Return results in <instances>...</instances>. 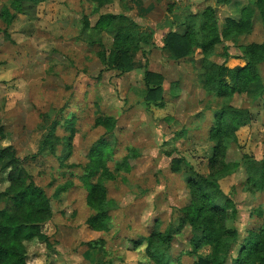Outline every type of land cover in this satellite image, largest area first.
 Masks as SVG:
<instances>
[{"label": "rangeland", "instance_id": "374dc122", "mask_svg": "<svg viewBox=\"0 0 264 264\" xmlns=\"http://www.w3.org/2000/svg\"><path fill=\"white\" fill-rule=\"evenodd\" d=\"M9 1L0 0V10ZM230 1L218 5L220 27L225 17L233 16L236 3L245 2ZM206 2L213 3L115 0L95 9L87 0H23L27 17H19L7 37L0 34V149L12 147L22 162V175L49 198L53 216L42 231L57 252L47 258L44 247H37L29 252L27 264H153L143 252L133 250L132 242L150 235L156 225L161 231L168 225L175 228L178 210L189 205L188 177L217 182L237 210L239 239L262 221L257 210L264 219V191L249 195L242 189L247 181L244 158H264V64L258 66L260 81L244 93L235 90L227 104L247 112L246 124L221 138L216 125L224 98L204 91L199 52L188 60L172 61L164 53L149 51L146 68L165 77L164 101L158 108L144 101L145 59L140 52L130 55L132 70L120 74L104 69L80 36L84 18L94 24L101 14L121 13L142 30L155 32L154 43L160 44L159 29L168 28L184 7L198 13ZM246 41L264 43L257 16ZM228 52L227 66L232 63L228 61L240 60L238 49L231 46ZM34 57L40 59L38 64L29 62ZM173 83L179 86L175 97L168 95ZM98 117H112L114 130L108 133ZM101 139L111 143L106 167L114 179L105 187L115 208L109 230L94 233L85 225L93 212L81 178L89 150ZM174 159L187 162L191 171L182 165L173 172ZM123 160L128 169L119 170L117 164ZM5 187L1 175L0 191ZM182 229L171 241L168 264H194L198 255L208 254V240L197 252L187 253L188 242L203 235L189 225ZM93 241L97 250H88L85 244Z\"/></svg>", "mask_w": 264, "mask_h": 264}, {"label": "trees", "instance_id": "16d2710c", "mask_svg": "<svg viewBox=\"0 0 264 264\" xmlns=\"http://www.w3.org/2000/svg\"><path fill=\"white\" fill-rule=\"evenodd\" d=\"M87 1L95 9H101L111 6L115 0ZM235 7L233 16L227 17L222 27L212 8L208 7L200 14L189 16L184 23L164 36L162 47L164 55L174 60H188L199 51L200 70L204 73V91L224 98L217 114L221 122L216 125L221 138L246 124L244 119L247 112L231 108L227 104L235 90L244 93L250 85L260 81L258 66L264 64V43L246 41L253 30V19L256 16L264 32V0H245L243 3L237 2ZM23 8V0H10L9 6L0 10V20L5 26L0 29V34L8 36L7 28L16 15L26 14ZM80 36L94 49L93 55L104 69L120 74L132 70L130 55L134 51H140L145 59L144 101L148 105L162 107L164 78L146 69L147 55L153 45V32L142 30L127 15L106 13L99 15L93 26L84 18ZM231 46L240 51L241 58L245 61L243 67H227L228 50ZM178 94V84H170L168 95L175 97ZM66 121L69 122L68 119ZM97 122L108 133L116 125L112 117H98ZM50 129L53 131L54 128ZM2 131L0 120V137ZM110 154L111 143L106 139L99 140L87 154L88 163L83 167L86 174L81 178L87 189V206L93 212L86 224L96 232L109 230L111 212L115 208L114 202L107 198L105 187L106 181L114 179L112 172L106 167ZM243 164L247 175L243 191L249 195L263 192L264 159L257 161L244 158ZM182 165L191 171V166L180 159L172 161L171 170L179 172ZM117 168L128 169V163L123 160L117 164ZM1 175L6 187L0 191V264H26L29 252L40 246L44 247L47 258L56 256L54 244L40 229L53 216L50 200L29 176L22 175V162L10 146L0 149ZM186 185L189 190V205L178 210L180 216L174 222L175 228L168 225L161 231L159 225H156L150 235L133 240V250L143 252L153 264H168L171 241L176 235L182 234L185 225H189L193 232L203 236L193 238V245L188 242L191 249L187 253L197 252L203 246V240L209 241L208 254L204 257L198 255L194 264H227L228 261L231 264H264V219L261 210H257V216L262 220L259 225L247 230L243 238L239 239L235 227L237 210L220 190L217 182L194 176L186 179ZM63 190L59 188L57 191ZM95 243H88L87 246L96 249L98 247Z\"/></svg>", "mask_w": 264, "mask_h": 264}, {"label": "crops", "instance_id": "0c3cea01", "mask_svg": "<svg viewBox=\"0 0 264 264\" xmlns=\"http://www.w3.org/2000/svg\"><path fill=\"white\" fill-rule=\"evenodd\" d=\"M211 1H213V3H211V2H209V3H207L206 2V4L204 5V7H203V9L200 11V12H198V13H201L204 9H206V8H212L214 11H215V14H216V11H217V9H218V5L219 4H221L222 3V0H211ZM171 5H173V6H175V1H172L171 3H170ZM217 4V5H216ZM167 5H168V3H167ZM168 7H169V5L167 6V8L166 9H168ZM148 9H145V10H151V8L152 7H147ZM198 13H195L194 11H192L191 9H187V8H185L184 7V9L183 10H181L180 12H178L177 14H176V16H174V19L172 20V23L171 24H169V27L168 28H163V29H159L158 31H157V34L156 35H158V37H160L161 38V40H160V44L158 43V44H155L154 43V34H155V32H153V39H152V43H153V45H152V47H151V49H153V52L155 53V52H157L158 51V54H163V51H162V47H163V38H164V36L169 32V31H171V30H174V29H176V27L179 25V24H181V23H184L185 21H186V19L189 17V16H191V15H195V14H198ZM19 17H22V18H26L27 17V14H18V15H16V17H15V19H14V21L12 22V24L7 28V32L9 33L10 32V28H11V26L13 25V23L16 21V20H18V18ZM216 17H217V15H216ZM227 17H225V19H226ZM257 18H258V16H257ZM225 19H224V21H225ZM259 19V18H258ZM97 20V19H96ZM218 20V19H217ZM224 21H223V23L221 24V27L224 25ZM259 22H260V20H259ZM174 23V24H173ZM261 23V22H260ZM2 25L4 26V24L2 23ZM94 24H90V26H93ZM4 28H5V26H4ZM59 29V28H58ZM145 31V30H144ZM57 37H58V35H57ZM60 44V43H59ZM150 49V50H151ZM138 52H140V51H138ZM196 52H199V51H196ZM141 53V52H140ZM150 53V52H149ZM239 53H240V51H239ZM52 60H56V59H54V58H52ZM170 60H174V59H170ZM242 60V61H241ZM39 61H40V59L39 58H36V57H34V58H32V59H30L29 60V62L30 63H36V64H38L39 63ZM174 61H181V60H174ZM229 63H231V66H227V67H231V69L232 68H235V67H243L244 65H245V61L241 58V53H240V60H237V61H228ZM147 69V68H146ZM199 69H200V67H199ZM148 71H150V72H153V73H157V74H160V75H162L163 76V74L161 73V72H159V71H151V70H149V69H147ZM163 78H164V81H165V77L163 76ZM264 145V144H263ZM262 159H264V158H262ZM49 222V221H48ZM46 224V223H45ZM44 224V225H45ZM43 225V226H44ZM87 227H88V225L87 224H85ZM42 226V227H43ZM42 227L40 228L41 229V232L42 233H44L43 231H42ZM89 228V227H88ZM89 230L90 231H92V232H94V233H97L96 231H93V230H91L90 228H89ZM45 234V233H44ZM46 235V234H45ZM94 242V241H93ZM88 243H91V242H87L85 245H86V247H87V249L88 250H97V249H90L88 246H87V244ZM88 250H86V251H88ZM28 257L29 256H27L26 257V264H27V259H28Z\"/></svg>", "mask_w": 264, "mask_h": 264}]
</instances>
